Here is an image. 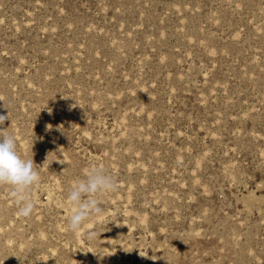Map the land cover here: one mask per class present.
<instances>
[{
	"label": "rangeland",
	"instance_id": "374dc122",
	"mask_svg": "<svg viewBox=\"0 0 264 264\" xmlns=\"http://www.w3.org/2000/svg\"><path fill=\"white\" fill-rule=\"evenodd\" d=\"M0 115L39 176L0 264H264V0H0Z\"/></svg>",
	"mask_w": 264,
	"mask_h": 264
},
{
	"label": "clouds",
	"instance_id": "9594fccd",
	"mask_svg": "<svg viewBox=\"0 0 264 264\" xmlns=\"http://www.w3.org/2000/svg\"><path fill=\"white\" fill-rule=\"evenodd\" d=\"M8 116L0 115V125ZM39 183L38 171L34 168L33 159L26 158L18 152L14 134L0 129V186H7L10 196L17 204V214L29 217L35 207L31 188ZM115 178L102 168L90 166L84 169L83 175L73 181L67 193L66 201L70 214L67 218L68 230L79 235L85 223L93 215L102 214L98 197L115 191ZM88 238L96 233L89 232Z\"/></svg>",
	"mask_w": 264,
	"mask_h": 264
}]
</instances>
